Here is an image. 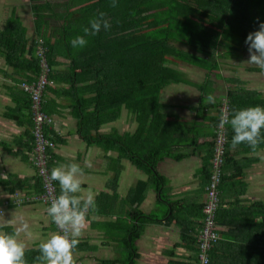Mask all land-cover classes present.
Here are the masks:
<instances>
[{
    "label": "trees",
    "instance_id": "16d2710c",
    "mask_svg": "<svg viewBox=\"0 0 264 264\" xmlns=\"http://www.w3.org/2000/svg\"><path fill=\"white\" fill-rule=\"evenodd\" d=\"M30 1L36 16L34 33L28 36L15 10L7 19L5 29L0 31V58L13 70L11 74L3 71L13 81L7 89L14 101L19 103L22 100L24 104L20 106L19 103L17 112L11 109L14 114L5 116L21 123V118L25 116L23 112L27 111L32 114L34 130L32 100L20 84L37 80L40 73L35 53L40 36L48 48L50 79L69 83L59 93L70 99L73 115L78 119L80 137L89 145L101 147L106 152H118L120 158H127L149 175L148 181H140L131 193L136 204L131 219L136 225L128 229L126 245L129 244L131 254L126 256L124 263L137 264L135 259L139 254L135 243L142 234L144 223L146 220H159L156 215H145L138 208L150 185L160 194L162 185L166 184L158 170V163L168 156L166 146L173 138L188 132L167 119L168 115L160 102L162 90L172 83L188 84L201 90V106L219 108L221 104L207 102V96L215 90L209 75L207 82L194 83L172 65L177 59L185 65L199 67L208 73L214 72L218 78H224L218 73L222 56L243 53L247 35L258 30L257 18L264 23V0H117L116 8L110 7L111 0ZM99 12L106 13L111 28L102 30L94 37H87L88 44L84 48L73 49L70 40L82 34L90 18ZM53 20L60 25L50 26L58 35L57 39L50 41L46 33L48 29L43 31V28ZM220 48L224 49L223 55L219 53ZM57 58L69 61L68 71L54 70L59 66ZM251 70L261 72L258 68ZM258 95L243 87L229 90V112L257 105L264 107V98ZM51 102L44 100L43 111L54 118ZM124 109L137 123L136 130L123 134L117 130L101 132L104 125L120 119ZM51 127L46 126V133L56 142L50 134ZM29 143H33V147H29L33 152L34 134ZM174 143H170V149ZM36 179L32 194L41 195L43 185L38 175ZM58 190L60 194L59 185ZM169 206L165 216L167 222L175 221L181 227L182 234L187 236L185 238L196 245L190 247L191 250L198 254V242L193 234L199 227L202 228V223L200 226L189 218L179 216L175 202H169ZM197 216L203 219V210ZM247 241L244 245V240L241 243L230 240L228 247H236L238 255L243 257L247 254L250 262L242 264H264V230L258 238ZM259 246L261 248L257 249ZM25 251L26 259L32 264L38 251Z\"/></svg>",
    "mask_w": 264,
    "mask_h": 264
},
{
    "label": "crops",
    "instance_id": "0c3cea01",
    "mask_svg": "<svg viewBox=\"0 0 264 264\" xmlns=\"http://www.w3.org/2000/svg\"><path fill=\"white\" fill-rule=\"evenodd\" d=\"M29 1H26L27 6L30 3L31 9L29 21L32 20L35 31L36 16ZM16 15L24 24L26 17L17 13ZM54 22L57 21L47 22L43 28V31L48 29L46 33L50 41L58 38L57 32L52 28L55 27L52 25ZM27 34L31 36L28 31ZM40 40L44 42V39L39 36L37 43ZM43 44L46 47L45 42ZM1 60L6 65L5 61ZM57 61L59 66L54 67L55 71H68L69 67L62 58H57ZM174 68L181 70L187 79L194 83L198 82L189 78L192 70L196 68L206 71L199 67ZM3 71L11 74L13 70L10 67H0V78H2V81L0 79V180H2L0 212L3 213L0 224L4 225L2 230L5 232L14 231L22 223H27L29 229L32 227L33 230L37 226L38 232L33 238H28L29 244H32L31 248L25 249L37 252L39 243L58 230L47 215L48 206L41 203L21 206L13 204L17 195L19 197L36 195L32 192L37 173L32 162V150L29 148L33 147V143H29V139L33 137L32 114L23 112L25 116L21 118L23 119L21 123L6 118V114H14L11 109L17 112L20 109L18 104L20 103V106L24 104L22 100L18 103L10 96L7 86L12 85L10 83L12 79ZM207 75L214 82L215 90L212 96L218 98L216 93L222 88L217 86L216 81L211 78L213 74L207 73ZM214 77L216 79L217 75ZM223 77L221 80L224 79L228 87L224 90L225 95L219 99L221 103L219 108L218 106H201L203 96L198 88L192 85L172 83L161 92L160 102L164 106L169 122L180 125L183 131L188 132L173 138L172 141L175 143L171 149L169 146L172 141L168 143L166 146L169 150L168 156L158 163V170L166 180V184L162 185L159 191L160 194L150 185L145 193L144 201L138 208L145 215H156L159 220L158 222L146 220L144 223L142 234L135 243L139 254V257L135 259L137 264L199 263V250L197 254L190 248L196 245L185 238L187 236L182 234L181 227L175 221L167 222L165 216L170 207L169 202H175L179 216L189 218L201 226L202 218L197 215L203 210L206 188L212 175V160L219 123L215 124V121L221 116H219L220 111L222 114V106L227 101L229 90L243 87L253 91L243 86L246 83L240 78ZM68 85L69 83L65 81H52V85L47 88L44 100L46 103L52 101V115L56 119L50 133L57 142V148L52 152V168L60 164H80L84 169V175L81 177L82 187L90 190L95 198L94 208L89 210L82 235L78 238L79 243L73 250L74 264H125L124 259L131 254L129 244L126 245L129 239L128 229L136 225L131 219L133 218L131 214L136 208L131 193L140 181H148L149 175L127 158H120L118 152H106L101 147L89 145L80 137L78 119L73 115L70 99L59 93ZM257 93L258 97L264 98L263 93L258 91ZM136 127L137 123L132 115L124 109L120 119L104 125L101 132L117 130L120 134L128 131L133 133ZM226 134L228 138L226 163L220 184L218 213V230L221 238L210 259L211 264H242L250 262L247 254L244 257L238 255L236 247H228V241L235 240L241 243L244 240L245 245L248 243L247 240H254L263 234L264 144L260 145L256 154H252L246 145L231 149L233 133L230 126H226ZM262 135H264L263 131ZM85 161H89L92 166L86 167ZM129 166H133L135 171L129 169ZM136 171L139 172V176L135 173ZM127 185L128 190L125 191L124 187ZM200 230L201 227L193 234V237L197 238ZM25 238L27 237L23 234L20 237L26 247ZM33 239L40 242L33 244ZM259 248L261 246L257 249Z\"/></svg>",
    "mask_w": 264,
    "mask_h": 264
},
{
    "label": "clouds",
    "instance_id": "9594fccd",
    "mask_svg": "<svg viewBox=\"0 0 264 264\" xmlns=\"http://www.w3.org/2000/svg\"><path fill=\"white\" fill-rule=\"evenodd\" d=\"M110 7H118L117 0H111ZM257 23L258 30L250 32L245 40L249 59L244 64L255 66L264 73V23H260L259 18ZM110 28L106 13L99 12L90 18L88 26L82 29V34L70 40V45L73 49H82L88 44L87 37H94ZM207 102H215L211 94L207 96ZM225 126H230L233 133L231 149L246 145L252 154H256L260 145L264 144V107L257 105L222 112L217 130L223 131ZM85 166L92 165L85 161ZM83 175L84 169L78 163L60 164L51 169L48 179L58 183L60 194L51 200L47 215L59 231L39 243V255L34 257L32 264H74L73 250L79 243L78 238L82 235L89 210L94 208L95 199L90 190L82 187ZM82 193L87 194L81 195ZM0 217H3L2 212ZM3 227L0 224V264H29L25 244L20 239L22 234L32 236L29 225L22 223L12 232L3 231Z\"/></svg>",
    "mask_w": 264,
    "mask_h": 264
},
{
    "label": "built area",
    "instance_id": "2783aa9c",
    "mask_svg": "<svg viewBox=\"0 0 264 264\" xmlns=\"http://www.w3.org/2000/svg\"><path fill=\"white\" fill-rule=\"evenodd\" d=\"M42 40L38 41L36 47V56L39 60L40 73L34 82H22L20 87L30 95L32 100V112L34 119V149L32 153V162L37 169L43 184L44 193L41 196L27 199H18L17 204L25 201H42L50 205L51 200L57 196L55 182L49 181L51 172L52 151L56 148V143L49 139L45 133V126L54 124L55 119L43 111L42 101L49 85H52L50 79L51 67L47 60V48ZM222 112H229L228 101L223 103ZM215 152L212 160V175L206 188V201L203 207L202 228L197 236L199 247V263L210 264V253L214 246L220 240L218 230V213L220 209V184L223 179V167L227 150L228 138L226 126L223 131H216Z\"/></svg>",
    "mask_w": 264,
    "mask_h": 264
},
{
    "label": "rangeland",
    "instance_id": "374dc122",
    "mask_svg": "<svg viewBox=\"0 0 264 264\" xmlns=\"http://www.w3.org/2000/svg\"><path fill=\"white\" fill-rule=\"evenodd\" d=\"M26 1H28V0H0V31L5 29V24L7 22V19L11 16V11H13V9H15L17 14H19L20 16H22L24 18L26 17L24 25L26 26L27 31L31 35L34 33V26L32 24L33 22H32V20L29 21V15L31 14V9L29 7L30 3H28V6H27ZM31 4H32V2H31ZM52 25L58 27L60 24H59V22H54ZM223 51H224V49H221V48L219 49V53L222 55H223ZM62 59L67 64L69 63V61L67 59H65V58H62ZM248 59H249L248 47L245 44V49H244L243 53H241L240 55L230 56V57L229 56H226V57L222 56V58L220 60L221 61V69L219 70L218 73H221L223 76H226V77L233 76V77L240 78L241 81H244L246 83L243 86H245L246 88L252 89L253 91H256V92L258 91V92H261L264 94V73L255 72L251 69H255L257 67L252 66V65H248V64H244ZM175 60H176V63L174 65H172V67H195V66L185 65L183 62H180L177 59H175ZM0 67H7L1 59H0ZM207 73L208 72H206V71H203V70L201 71V70L195 68L190 73L191 75L189 78L193 79L195 82L203 84L207 79V76H208ZM208 74L214 75L215 73L210 72ZM213 75H211V78L216 81L217 86H220L222 88L221 90H219L216 93L218 95V98L213 96L215 98V101L219 102V99L221 98V96H224L226 93L224 90H225V88L228 87V83H226V81L224 79L223 80H221V78L217 79L218 77L215 79L214 76H216V75H214V76ZM0 79L2 81V78H0ZM10 83L13 84V81H10ZM199 91L201 93V90H199ZM201 95H202V93H201ZM107 129H109V128H107ZM101 151H103V150L101 149ZM129 169H131L132 171H135L133 166H129ZM135 173L139 176L138 171H136ZM124 189H125V191H127L128 185H127V187H124ZM38 229L39 228L37 226L34 227V230L32 227H30L29 230L31 231L32 236L25 238L24 242L27 245L25 247V249L31 248L32 244L31 245L29 244L28 238H33L35 236L36 232H38ZM39 236H40V234H39ZM32 242L34 244V243L40 242V240L34 241V239H33Z\"/></svg>",
    "mask_w": 264,
    "mask_h": 264
},
{
    "label": "bare ground",
    "instance_id": "6f19581e",
    "mask_svg": "<svg viewBox=\"0 0 264 264\" xmlns=\"http://www.w3.org/2000/svg\"><path fill=\"white\" fill-rule=\"evenodd\" d=\"M43 104H44V99H43V101H42V106H43ZM45 113V112H44ZM55 119V118H54ZM56 123V119H55V122H54V124ZM54 124H51L50 126L49 125H46L47 127H51L52 125H54ZM46 126H45V133H46ZM46 136L49 138V139H51V140H53L47 133H46ZM54 141V140H53ZM55 142V141H54ZM56 143V142H55ZM56 148H57V143H56ZM55 148V149H56ZM33 153V152H32ZM35 170H36V172H37V175H38V177L40 178V180H41V182H42V185H43V193H44V184H43V181H42V179H41V177H40V175L38 174V171H37V169L35 168ZM55 186H56V191H54V193H56L57 194V196L59 195V190H58V185H57V182H55ZM43 193L41 194V195H43ZM41 195H24V196H20L19 197V195H17V197L15 198V200L13 201V204L14 205H17V206H21V205H27V204H36V203H41V204H43V205H46V206H50V205H48V204H45V203H43L42 201H25V202H23V203H21V204H17L16 203V201L18 200V199H27V198H31V197H36V196H41ZM57 228V227H56ZM58 231H59V229H57Z\"/></svg>",
    "mask_w": 264,
    "mask_h": 264
}]
</instances>
